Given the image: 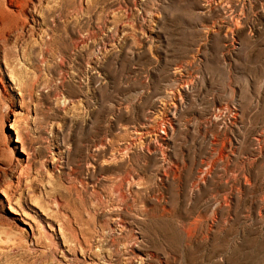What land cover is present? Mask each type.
I'll return each instance as SVG.
<instances>
[{"label":"rangeland","instance_id":"1","mask_svg":"<svg viewBox=\"0 0 264 264\" xmlns=\"http://www.w3.org/2000/svg\"><path fill=\"white\" fill-rule=\"evenodd\" d=\"M0 264H264V0H0Z\"/></svg>","mask_w":264,"mask_h":264},{"label":"bare ground","instance_id":"2","mask_svg":"<svg viewBox=\"0 0 264 264\" xmlns=\"http://www.w3.org/2000/svg\"><path fill=\"white\" fill-rule=\"evenodd\" d=\"M18 142H19V141H18ZM12 211H13L14 214H18V210H16V209H12Z\"/></svg>","mask_w":264,"mask_h":264}]
</instances>
